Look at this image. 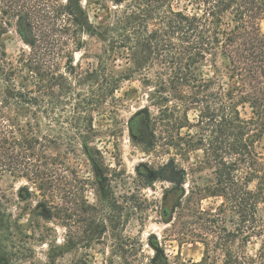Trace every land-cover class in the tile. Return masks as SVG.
I'll return each instance as SVG.
<instances>
[{
	"label": "trees",
	"instance_id": "1",
	"mask_svg": "<svg viewBox=\"0 0 264 264\" xmlns=\"http://www.w3.org/2000/svg\"><path fill=\"white\" fill-rule=\"evenodd\" d=\"M90 8L104 12L93 15L97 24ZM263 19L264 0H0V35L14 28L27 48L15 62L0 51V182H24L21 199H40L45 218L60 219L57 204H45L63 181L69 191L80 182L74 149L82 143L92 154L94 113L138 76L161 110L158 121L145 113L146 127L158 125L173 146L183 141L179 130L188 111L198 109L193 145L204 160L197 170L210 176L173 204L171 232L199 242L203 257L161 262L158 254H145L138 237L117 234L120 220L109 218L118 244L105 264H264ZM87 39L100 47L96 65L82 70L73 56L85 53ZM119 54H127L131 68L118 72L108 63ZM207 58L214 75L204 79L197 73ZM164 169L152 172L154 178L162 179ZM185 177L180 172L177 183ZM207 198L218 199L214 209L200 207ZM2 199L0 264H19L12 232L19 226L8 220ZM92 224L99 241L107 224ZM57 257L48 254L43 264H57Z\"/></svg>",
	"mask_w": 264,
	"mask_h": 264
},
{
	"label": "rangeland",
	"instance_id": "2",
	"mask_svg": "<svg viewBox=\"0 0 264 264\" xmlns=\"http://www.w3.org/2000/svg\"><path fill=\"white\" fill-rule=\"evenodd\" d=\"M108 6L112 4L108 2ZM88 12L93 24L99 22L93 18L95 13L99 18L104 16L103 11L90 8ZM259 29L264 34V19L260 21ZM99 47L95 39H87L85 53L74 54V63L82 70L95 66L94 53ZM0 51L15 62L22 52H27V48L16 30L10 28L0 35ZM108 63H112L118 72L132 66L127 54H119ZM213 71L212 60L207 58L198 67L197 74L209 79L213 77ZM147 111L150 119L157 120L161 110L150 101L147 90L135 76L120 84L115 101L94 113V133L89 144L92 154H86L82 143L73 152L80 182L69 191L63 181L55 199L45 204L47 209L57 204L61 209L60 219H46L49 214L39 207L40 199H21L24 182L8 177L0 182V197L8 207V220L11 223L16 221L19 226L12 230L16 244L20 246L17 250L23 256L19 264H43L48 254L58 256L57 264H105L111 247L118 244L111 237L114 232L109 218L120 220L117 234L138 237L149 257L158 254L161 262L165 258L170 263L199 262L202 259V245L196 240L184 242L173 236V217L167 219L162 214L165 206L172 209L177 200L183 201L191 188H203L210 176L208 169L197 170L203 166L201 162L204 160L203 151L193 145L197 137L194 136L198 134L194 127L198 109L188 111V124L179 130L183 141L177 147L166 141L167 133L158 125L146 127ZM260 147L264 153V136ZM160 169L165 170L164 179L148 182L147 176H152L149 171L158 172ZM180 172L186 174L183 185L177 183ZM217 204L218 199L207 198L200 202V207L210 210ZM92 219L97 223L104 220L107 224L99 241L94 237L96 227Z\"/></svg>",
	"mask_w": 264,
	"mask_h": 264
},
{
	"label": "flooded vegetation",
	"instance_id": "3",
	"mask_svg": "<svg viewBox=\"0 0 264 264\" xmlns=\"http://www.w3.org/2000/svg\"><path fill=\"white\" fill-rule=\"evenodd\" d=\"M164 171H165V170L162 171V176H161L162 179H164V176H163V172H164ZM149 172L151 173L152 176H150V177L147 176V180H148V179H150V180L156 179V178H154L155 175H154L151 171H149ZM172 211H173V208L171 209V207L165 206V207L162 209V214L166 213V215H168V216H166V218L169 219L171 216H173ZM167 213H168V214H167Z\"/></svg>",
	"mask_w": 264,
	"mask_h": 264
},
{
	"label": "water",
	"instance_id": "4",
	"mask_svg": "<svg viewBox=\"0 0 264 264\" xmlns=\"http://www.w3.org/2000/svg\"><path fill=\"white\" fill-rule=\"evenodd\" d=\"M167 214H168V213H167ZM163 216L166 217V216H168V215H166V213H164Z\"/></svg>",
	"mask_w": 264,
	"mask_h": 264
}]
</instances>
